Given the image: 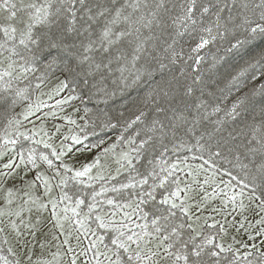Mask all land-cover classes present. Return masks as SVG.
Listing matches in <instances>:
<instances>
[{
	"label": "snow or ice",
	"instance_id": "6c2138e0",
	"mask_svg": "<svg viewBox=\"0 0 264 264\" xmlns=\"http://www.w3.org/2000/svg\"><path fill=\"white\" fill-rule=\"evenodd\" d=\"M240 49L250 57L247 67L232 76L225 88L213 90L216 81H206L205 72L224 59L216 53ZM256 67L264 75V0H0V116L9 127L21 123L15 109L29 99L33 81L39 89L55 77L54 91L70 93L61 104L71 100L84 103L85 96L88 102L95 100L98 107L92 113L93 125L104 129L115 128L112 121L124 115H114L112 105L130 90L138 93L135 117L124 124L125 131L133 125L141 127L132 136L119 137L126 150L116 153L119 143H113L91 163L74 169L50 158L61 160L65 151L71 152L70 145L62 143L65 151H58L41 140L37 143L51 149L50 155H37L30 149L27 159L23 152L18 153L20 164L39 169L40 161L55 170L53 176L37 171L34 178L25 179L27 171L24 176L0 172V193L4 194L0 218L7 216L8 226L22 237L27 264H264V251L256 243L251 245L256 252L241 254L224 242L230 230L250 233L255 228L256 235L264 237V85L258 114L256 102L247 93L237 96L230 106H222L233 87L239 90L240 77ZM189 68L193 73L189 74ZM21 82L24 87L19 86ZM142 88L146 90L140 96ZM39 107L28 105L21 115L27 119ZM84 111L85 115L92 112ZM65 119L76 124L70 117ZM55 130L60 131L59 127ZM19 135L28 138L26 133ZM64 139L81 143L78 136ZM16 142L5 140L6 144ZM189 145L199 149L201 160L207 153L213 168L215 158L229 164L235 161L243 173L238 181L240 192L229 181L230 194L218 187L208 193L205 186L216 182L205 175L201 183L199 176L207 171L203 164L196 168L187 165L185 171L180 164L187 158L175 163L166 159L169 151L175 153ZM108 154L115 156L114 174L100 165L101 156L107 158ZM14 164L4 167L12 169ZM181 171L190 181L178 175ZM125 174L127 182L119 181ZM85 178L91 192L83 190ZM17 179L19 187L14 183ZM10 181L11 187L7 186ZM37 181L43 184V196L34 194ZM70 182L80 186L72 195L65 190ZM93 182H101L99 191ZM54 186L60 189L58 198L52 196ZM217 192L224 198L219 206L210 208ZM17 200L21 203L13 210L11 205ZM61 204L64 206L57 211ZM104 205L111 207L105 209ZM209 211L215 215H204ZM44 212L55 217L47 231ZM134 216L143 223L134 221ZM101 229L111 233L108 243ZM4 230L0 227V232ZM89 236L92 239L81 246L82 239ZM249 239L255 241L256 236L249 235ZM53 246V258H44V252ZM0 260L22 264L20 259L10 262L0 256Z\"/></svg>",
	"mask_w": 264,
	"mask_h": 264
},
{
	"label": "rangeland",
	"instance_id": "374dc122",
	"mask_svg": "<svg viewBox=\"0 0 264 264\" xmlns=\"http://www.w3.org/2000/svg\"><path fill=\"white\" fill-rule=\"evenodd\" d=\"M36 81H33L32 88L30 89V97L28 100L24 101L26 105H23L19 111H15L16 118L21 121L19 125H13L12 127H9L7 122L4 123L3 128L0 130V172H8L11 171L15 174H19L20 176H24V173L27 171V176L25 179H32L35 176V173L37 171L44 172L45 175L53 176L54 175V169H48L46 165H44L42 162L38 161L40 163L39 169H31V165H27V168L24 165L20 164V157L18 153L23 152L25 159H27L28 151L30 149H35L37 155L40 153L49 154L51 153V149H46L44 147V143H37V141H46L49 144H52L54 147L57 148L58 151H65V149H62L60 146L63 143L64 145H70L72 150L71 152H66L65 155L62 156L61 160H55L54 157H50L54 160V163L57 165H60L62 162L69 164L74 169H80L83 164L91 163L92 160L97 156L100 155L103 150L113 143H119V146L116 148L115 152L119 153L122 149L126 150V145L119 142V139L117 141L110 140L104 144L99 145L98 147H93L94 145H98L95 142L92 141V136L85 135L84 128L88 127V124L90 126L93 125V120L88 119V117L85 115V111L81 104H79L78 100H71L69 103L61 104L60 101L64 100L65 97L69 96V91L65 90L57 94L54 91L55 85L57 83L56 78L51 79L49 82L43 84L39 89L35 88ZM20 87H24V82H21L19 84ZM75 93H73L74 95ZM28 105H32V107L35 109L37 105H40L39 110L35 111L34 114L29 115L27 119L24 118L21 113L24 112V110L28 107ZM81 106V107H80ZM20 107V105H19ZM76 109H79V111H76ZM51 113H55V116L51 115ZM65 117H70L71 119L76 121V124L69 123L68 119H65ZM88 122V123H87ZM56 127H59L60 131L57 132L55 129ZM26 133L28 138H25L24 136H20L19 133ZM65 136H78L81 140L80 144H75L74 141L71 139L65 140ZM51 137V139H50ZM16 140L17 142L15 144H6L5 140ZM115 156L113 154H108L107 158L101 156L100 165L104 166L106 172L107 170H111L114 174V170L116 168V164L114 163ZM15 162L12 169H6L4 167L5 164L10 162ZM15 165H20L19 168H17ZM180 168L187 170V166H180ZM196 168V167H194ZM204 168L207 169L206 172H202L199 176V179L201 183H203V179L205 175L212 177L215 180V184H209L206 187V190L208 193L216 192L217 187L220 189H223L225 193H229V189L227 187L228 182L230 181L233 187V190L236 193L240 192V187L236 185L235 178H231V180H224V174H218L215 170L217 169V166L213 168L211 165H204ZM28 169H31L30 171ZM96 169H93L92 174H96ZM215 172V175L213 176V173ZM71 175V173L69 174ZM181 177H183L186 180L190 181V177L185 176V172L181 171L178 173ZM224 178V179H223ZM124 178L122 176L118 177L119 181H122ZM12 181L9 182L7 186H12ZM17 187L21 186V182L19 179L14 181ZM95 188H100L101 182H93ZM112 183H115L112 181ZM38 184V190L34 193L38 196H43V184L37 181ZM56 184V180H53V185ZM80 187V186H73V183H69L68 189H65L69 192L70 195H72V189ZM83 190L85 192L91 191L87 187V178H85V185L83 186ZM60 192V189L58 187L53 188L52 196L53 198H58V194ZM247 194V191H245ZM230 194V193H229ZM223 193L217 192V199L212 201L209 205V207L213 206H219L221 203V200L223 199ZM45 202H47V198L44 197ZM88 199V198H87ZM247 202V201H246ZM21 203V201L17 200L14 202L13 205H11V208L15 210L18 205ZM64 205L61 204L60 207L57 209V211H60V208H62ZM4 207V194L0 193V208ZM27 207V206H26ZM106 208H110L111 206L105 205ZM51 209V205H49V210ZM83 211H87V208H84ZM71 213H69L70 215ZM24 218L27 220L28 218V212H24ZM36 212L35 209L33 210V221H35L36 218ZM204 215H215L214 213L205 212ZM42 218L45 222V229L44 231H47L48 228L51 227V221L55 219V217L49 218V213L44 212L42 213ZM217 219H220L219 216L216 217ZM2 223H0V227H4V231L0 232V256L6 258L10 262H14L17 259H20L22 261V264H27V257L24 255L26 249L22 247V237L18 236L17 233L8 226V220L9 218L7 216H4L2 218ZM12 220H17L15 216L11 217ZM117 220H120V215H117ZM231 219V217H229ZM239 219V217H238ZM134 221H137L139 223H143L142 220H139L138 216L133 217ZM211 223V221H209ZM255 221L253 220V223ZM19 223V221H17ZM92 228L95 229L96 225L93 223ZM131 227L139 231V229L135 228V224L132 223ZM258 227V226H257ZM21 231L25 233V236H27V231L23 228V225H21ZM69 231H71V228L69 227ZM100 234L105 235V243H108L107 237L111 235V233L106 232L105 230L101 229L99 230ZM230 235L225 238V245L231 244L234 249H238L241 254H243L245 251H253L256 252L257 250L252 249L251 245L252 243H256L259 245V251H264V244H261V241H264V237L256 235V229H252L251 232H245L244 230H241L239 233L235 232L234 230H230ZM249 235L256 236L255 241L249 239ZM232 236H235V241L232 239ZM29 240H31V237H27ZM41 240H43V237H40ZM61 239L63 237L61 236ZM92 239L91 236L88 237V239H82V245L85 246L88 244V240ZM58 243V242H57ZM72 245L75 247L76 240L73 238L71 241ZM248 244L249 247L247 249L244 248V244ZM111 247V245H109ZM65 247H67L65 245ZM11 249L12 251H9ZM103 250V249H102ZM56 251V248L53 246L49 249H47L44 252V258L46 259H52V253ZM79 251V249H77ZM13 252L16 253V255H13ZM36 252L37 255L40 253L39 245H36ZM36 257H33V260H35ZM64 260H67V257H63ZM88 257H81V260H86ZM249 259H253V257H249ZM0 264H4V260H0Z\"/></svg>",
	"mask_w": 264,
	"mask_h": 264
},
{
	"label": "trees",
	"instance_id": "16d2710c",
	"mask_svg": "<svg viewBox=\"0 0 264 264\" xmlns=\"http://www.w3.org/2000/svg\"><path fill=\"white\" fill-rule=\"evenodd\" d=\"M255 43L259 44V40H257ZM187 47V46H185ZM249 46H246V48ZM213 52H216V49L213 48ZM218 57H224V59L216 65L215 69H212L211 72H205V78L206 81H216V84L213 86V90H216L218 88H225V85L228 83V81L231 79L232 76L237 75L238 72L241 71V69L246 68L247 64L246 61L250 59L249 55L247 54L245 49H240L238 52L234 51L233 53H224L222 50L218 53H216ZM191 63V62H189ZM211 61L209 60L208 63L204 65V68H208V64H210ZM176 68H179V65L176 66ZM176 71V69H174ZM189 74L193 73V69H188ZM52 79H55L53 77ZM264 85V75H261V69L259 67H256L255 69H249L246 74L242 77H240L239 81L237 82V86L239 90H237V87H233L231 89V92L228 93V99L227 101L222 105L223 107L230 106L231 102L237 97V96H243L244 94H249L252 96V99L256 102V111L257 114L259 113L260 108V101H261V86ZM146 89L142 88L140 90L139 95L142 96L143 92ZM79 91V89L77 90ZM227 92V89H226ZM255 93V95H253ZM217 95H221V93L217 92ZM138 99V93L135 90H130V92L122 99H118L115 104L112 105V111L114 115H118V112H123V117H118V119H114L112 123L116 124L115 128H101L99 126H90L88 124L87 128L85 130V135L92 136V141L95 142L98 145L104 144L110 140L117 141L120 136H124L125 138L134 135L135 131L141 127L140 125H133L131 128H128L127 131H125V124L124 121L131 119H134L136 110H135V104L134 101ZM79 104L82 105L83 109L85 108L91 109L92 112H90L88 115V119H92L94 121L95 117L92 115L96 111V108L98 107L95 100H92L91 102H88L87 97H84V103H81L80 100ZM23 105H26L25 102H22V104L17 106L15 111H19ZM81 107V106H80ZM100 107H103L100 105ZM7 121L0 116V130L3 128L4 123ZM88 123V122H87ZM96 124L98 125L99 122L96 121ZM122 143V142H121ZM124 144V143H122ZM191 144H195V140L191 141ZM169 148L171 149V145H169ZM190 149V150H189ZM201 155L198 148L189 147L182 148L177 152H171L167 154L166 159L169 160V163H175L178 160L179 161H186L184 163H181L180 166H187L192 165L193 168L197 167L198 165H212V162L209 161L207 153H204V159H199V156ZM195 157V158H194ZM205 161H208V163H205ZM213 166V165H212ZM217 166V169L215 170L218 174H224V180L228 179L231 180V178H235L236 185L241 188V185L238 183L239 180L243 179V173L240 171L238 167L235 166V161H233L232 164L226 163L224 160L220 158H215V167ZM231 172L232 175L229 176L227 173ZM124 179L122 181H126V174L121 175ZM116 183V181H114ZM84 188V187H83ZM97 191H99L100 188H95ZM72 194L75 193L77 190L76 188L72 189ZM247 191V189L245 190ZM91 192V191H88ZM107 196L111 197L114 194L107 193ZM259 195V193H257ZM98 199L103 200L104 197H99ZM88 200H91V197H88ZM105 209L106 208L104 205Z\"/></svg>",
	"mask_w": 264,
	"mask_h": 264
}]
</instances>
